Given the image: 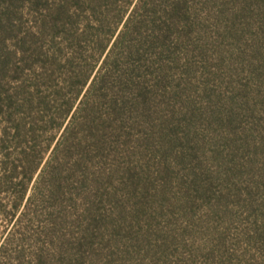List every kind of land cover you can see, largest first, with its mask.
I'll list each match as a JSON object with an SVG mask.
<instances>
[{"label": "rangeland", "instance_id": "374dc122", "mask_svg": "<svg viewBox=\"0 0 264 264\" xmlns=\"http://www.w3.org/2000/svg\"><path fill=\"white\" fill-rule=\"evenodd\" d=\"M37 2L0 0V80ZM197 5L165 86L95 152L93 203L72 189L64 210L40 204L6 231L0 264H264V0Z\"/></svg>", "mask_w": 264, "mask_h": 264}, {"label": "trees", "instance_id": "16d2710c", "mask_svg": "<svg viewBox=\"0 0 264 264\" xmlns=\"http://www.w3.org/2000/svg\"><path fill=\"white\" fill-rule=\"evenodd\" d=\"M36 6L30 46L12 82L0 80V250L8 228L40 204L64 210L72 189L93 203L95 152L132 130L197 28V0Z\"/></svg>", "mask_w": 264, "mask_h": 264}]
</instances>
